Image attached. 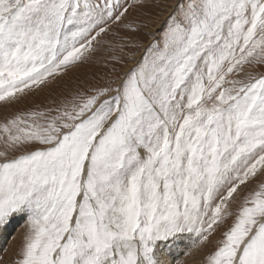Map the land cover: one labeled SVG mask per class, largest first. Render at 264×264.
<instances>
[{
  "label": "snow or ice",
  "instance_id": "1",
  "mask_svg": "<svg viewBox=\"0 0 264 264\" xmlns=\"http://www.w3.org/2000/svg\"><path fill=\"white\" fill-rule=\"evenodd\" d=\"M130 7L0 0V102L86 60ZM151 35L115 87L0 124L14 264H176L232 217L206 264H264V0H182Z\"/></svg>",
  "mask_w": 264,
  "mask_h": 264
},
{
  "label": "rangeland",
  "instance_id": "2",
  "mask_svg": "<svg viewBox=\"0 0 264 264\" xmlns=\"http://www.w3.org/2000/svg\"><path fill=\"white\" fill-rule=\"evenodd\" d=\"M122 2L125 6L130 3L132 7L120 22L110 25L101 37V43L95 46V51L86 60L69 68L46 86L29 92L10 104L0 102V124L17 115L46 111L77 92H87L108 85L115 87L146 55V50L153 42L151 34L159 33L176 11V5L182 0H144L143 5L137 3V0ZM258 67L260 71H264V65ZM258 183L259 181H253L244 187L241 197L232 205L233 213L238 212L242 197L256 189ZM232 219L234 217L229 218L203 246L191 250L184 247L180 251L175 249L176 264H206L207 257L216 250ZM22 232L23 227L20 224L11 227L5 244H0V249L4 250L0 253L3 256L0 264H14Z\"/></svg>",
  "mask_w": 264,
  "mask_h": 264
},
{
  "label": "bare ground",
  "instance_id": "3",
  "mask_svg": "<svg viewBox=\"0 0 264 264\" xmlns=\"http://www.w3.org/2000/svg\"><path fill=\"white\" fill-rule=\"evenodd\" d=\"M16 224H19V223L14 222L13 225L10 226L6 232L0 233V244H5V242H6L5 239L8 238V236L10 235L9 231H10L11 227L15 226ZM182 248H183V246L178 247V248H176V251H180Z\"/></svg>",
  "mask_w": 264,
  "mask_h": 264
}]
</instances>
